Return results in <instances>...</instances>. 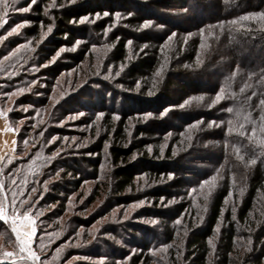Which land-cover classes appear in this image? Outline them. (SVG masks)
Masks as SVG:
<instances>
[{
  "label": "rangeland",
  "instance_id": "374dc122",
  "mask_svg": "<svg viewBox=\"0 0 264 264\" xmlns=\"http://www.w3.org/2000/svg\"><path fill=\"white\" fill-rule=\"evenodd\" d=\"M256 13H264V0L0 4L5 21L0 25V171L17 165L12 168L15 173L26 168L22 183L34 180L18 202L17 195L9 200L4 188L0 192L9 217L0 220V264H33L18 259L27 253L19 251L12 231L11 216L22 217L25 210L32 223L21 219L16 226L21 231L35 228L30 246L39 264H189L188 236L202 229L213 191L224 181L230 185L224 209L230 208L231 215L245 191L249 167L244 154L223 148L224 91L216 87L221 75L230 80L227 89L247 86L246 74L233 56L252 57L253 63L244 59L243 64L264 72V36H259L264 34V19H240ZM17 25L21 26L13 31ZM237 37L240 41L235 43ZM120 42L122 56L115 58ZM234 43L240 48H233ZM145 61L148 66L141 69ZM139 66L136 73L143 74L138 77L131 71ZM247 88L249 123L259 126L251 99L255 89ZM218 94L223 98L217 101ZM121 122L125 125L116 132ZM257 134L258 139L264 137ZM114 149L123 156L116 163ZM82 157L96 160V174L80 163ZM233 158L239 167L229 162ZM67 159H75L88 172L61 201L51 202L47 190L61 178L60 169L44 180V170L32 174L40 167H61ZM34 164L36 170L30 168ZM119 167L136 178L132 187L115 193ZM141 167H158L159 174H147ZM46 171L45 175L53 172ZM204 175L210 176L203 182ZM9 183L15 186V179ZM27 187L14 192L23 193ZM59 206L62 212L54 218ZM255 223L241 224L244 234L235 237L228 264H264V258L259 263L253 256L263 247L252 236L257 233ZM227 226L222 219L207 239L206 264H219V244ZM166 228L169 233L164 234ZM3 252L16 255L4 257Z\"/></svg>",
  "mask_w": 264,
  "mask_h": 264
},
{
  "label": "trees",
  "instance_id": "16d2710c",
  "mask_svg": "<svg viewBox=\"0 0 264 264\" xmlns=\"http://www.w3.org/2000/svg\"><path fill=\"white\" fill-rule=\"evenodd\" d=\"M251 8H248V9H251ZM262 9H263L262 7L252 8V10L263 11ZM66 17L70 18V15L67 14ZM35 31L36 29L34 27L30 30V32H33V33ZM259 36L260 38H263L264 34H259ZM238 41H240L239 37H237V39L235 40V43H237ZM235 46L238 47L239 45L235 44L233 48ZM123 49H124L123 44L120 42L115 51L116 52L115 58H120L122 56ZM233 59L235 60V63L241 68V70L244 71V73L246 74L245 77L247 79V86H242L243 89L241 90L236 89L233 91L232 88L227 89V87H231L230 80H228V78L226 79L225 76L223 77V75H221L220 83L216 87V89L221 88L224 91V94H223L224 98L222 99V101L224 100V102L222 104V109H221L223 110V114H222V117L220 118V121L222 122L223 131L220 135V138L222 139V142H224L223 148L227 146L229 149L238 151L239 153H242L245 155L243 156V160L244 162H245V159L247 160V166L249 167L248 172L243 169L246 172L245 173L246 175L245 191H243L242 195H240V197L238 198V201H236V205L238 204L237 210H236V213L234 214L232 213V215L229 212L230 208H227V210L224 209V207H226V199L229 196V191H230L229 186L230 185L224 181L222 186L217 187L216 190L213 191V194L207 203L206 212L203 218L204 225L202 229L201 230L195 229L188 236L189 240H188L187 246L188 248H192V250L190 251V254H191L190 257L192 258L190 259L189 264H206V258L209 252L207 239L213 234L215 226L222 219L224 222L225 221L228 222V226L222 232L221 241L219 244V261H218L219 264L229 263L230 256L235 248L234 239L237 236V234L240 233V227L242 226L241 224H244L245 226L246 225L249 226L250 225L249 223L256 224L255 222H258L256 225L257 233L255 232L252 233V236L256 238V243H259L260 247L261 246L263 247L262 249H258L260 251V254L255 255L254 253H251V255L254 254L253 256H256L255 261L259 263L261 261V258H264V244H263L264 239H263L262 244L260 242L262 238L261 236H264V199H262L264 197H262L260 193V192H264V147L261 146L260 139L264 140V137L258 139V134H257L255 137L257 139L249 140L248 137L250 135L248 136V131L250 132L249 129L252 130L254 123H249L251 122L250 121L251 115L248 114L250 110L248 109V107H246V104L248 103V101L244 98L247 96L244 94L245 93L244 91H247L248 89L247 87L254 86L255 90L253 91V94L254 93L255 94L253 97H251V99H254V101H252L254 103V107H253L254 111H256L257 117H260L261 114L264 113V106L260 105V101L264 100V77H263L264 72L261 70V68H258V69L250 68L249 69L247 68L246 65L243 64L244 61L242 62V60L244 59L247 60L249 65L253 63V61H251L252 57L250 56L247 58L244 57L242 60H239L237 56L235 58L233 56ZM140 66H141V69L143 68L145 69L148 66V62L146 61L142 62ZM140 66L138 67V69L132 70L131 71L132 74L134 73L136 75L140 74L138 75V77L141 76V74H143L141 73L142 71L141 72L139 71L136 73V70H141ZM229 109H231V111H229ZM124 121L125 123L127 122L126 120ZM122 123L123 125H125L124 122H121V126L119 125L118 129H116L117 130L116 132L122 131L121 129ZM241 125H243V128H241ZM256 126L258 127V124ZM240 131H244L245 135L241 136L239 134ZM18 144H19V137L17 138V148H18ZM224 154L225 152L223 153V155ZM112 155H113L112 160L115 163L118 162L123 157L121 151L116 150V149H114ZM81 160L83 161V162L80 161L82 165L86 163V165L91 166L90 169H92L94 174H96V169L98 168V164L96 163V160L90 161L86 157H82ZM251 160H255V163H249V161ZM72 161L73 163H70ZM229 162L234 163L235 167H239L238 166L239 161L237 159L235 160L233 158V160H229ZM74 163H77L75 159L73 160L67 159V160L60 162L61 167H40L37 172H33L32 175L36 176L37 174H39L41 171L44 170L43 173H40L41 179L44 180V177L45 178L46 176L52 177L55 174L56 169L57 170L60 169L59 174L61 178L59 180L55 179V182L54 183L52 182V184L49 185L48 190H47L49 192L48 195L50 198L49 200L51 202H53L54 200L61 201V196L66 195L69 187L71 185L77 186V184H79V178H81L82 175L84 176V174L88 172V169L86 168L84 169L83 167L80 166L79 163H77L79 167H76V164ZM20 164H23V163L21 162ZM16 166L8 165L6 167H2L4 168V170H1L0 172L3 171L4 173H0V176H1L0 182L3 185L5 193L7 197L9 198V200H12L13 198L12 195L15 194L17 195L16 200L18 202L19 198L23 199V197H25L26 192L28 191L27 189L33 185L32 182L34 180H30V181L27 180L29 181L27 182V184L22 183V181H24L22 179L25 178L26 168H20L19 170L16 169V173H15V171H13L12 168ZM30 168L31 169L33 168L34 170H36L37 167L34 164V167H30ZM46 170H48V172H51V170H53V172L48 173L49 175H45L46 174L45 172H47ZM141 170L146 172L147 174H152V172L159 174L160 168L141 167ZM67 173H71V177H68ZM115 174H116V180L114 183L115 193L116 192L120 193L121 191L127 189L128 187L133 186L135 182L134 179L136 178V176L134 175L135 173L126 171L125 169H122L119 167L115 169ZM209 176L210 175H207V176L204 175V177H202L201 180L204 182ZM13 179H15V186L9 183L10 180L12 181ZM39 181L36 184L37 187L41 185V182ZM19 183H20V187H22L23 189L24 187L28 186L27 188H25L23 193H18V192L15 193L20 188V187L17 188V185ZM14 190L16 191L14 192ZM92 200H93L92 198H90V200L88 199L87 204ZM59 205L61 206V203ZM60 206L59 208L54 209L53 213L56 214L54 218H58V216H60V215H57V214H61L62 212ZM252 214L254 216L253 221L250 219ZM237 225L239 226V231L237 230L238 229V227H236ZM192 230H190V232ZM167 233H169V229L166 228V231L164 234H167ZM240 234L242 236L244 233H240ZM39 236H40V232L39 230H37L35 241L39 239ZM146 248L149 249L148 246ZM142 259L146 261L147 258L144 257Z\"/></svg>",
  "mask_w": 264,
  "mask_h": 264
},
{
  "label": "snow or ice",
  "instance_id": "6c2138e0",
  "mask_svg": "<svg viewBox=\"0 0 264 264\" xmlns=\"http://www.w3.org/2000/svg\"><path fill=\"white\" fill-rule=\"evenodd\" d=\"M33 2H34V0H33ZM3 3H6V0H0V4H3ZM13 3H15V0H13ZM27 10H28L27 8H21L20 9V11H22V12L27 11ZM5 11H7L6 8H5ZM252 17H259L261 19H264V13L251 14V16L241 17L240 19L241 20H247V19H251ZM86 19H87V17L82 18V20H86ZM3 23H5V21L2 17H0V25H2ZM232 23L236 24L237 21H233ZM20 26L21 25H17V28H14L13 31H16ZM49 31H51V28H49ZM20 91H24V90L21 89ZM222 98H223V96L218 94L216 100L218 101ZM260 105L264 106V100L260 101ZM229 111H231V109H229ZM260 121H261V123L259 124L258 127L255 125V123L253 124L252 134L248 137L249 140L255 139L257 131H259L260 134L262 136H264V113L261 114ZM241 128H243V125H241ZM239 134L241 136L245 135L244 131H240ZM261 146L264 147V140L261 141ZM249 163H255V160H251V161H249ZM205 183H207V181ZM2 191H3V185L0 184V192H2ZM13 195H15V194H13ZM21 203H23V201ZM13 205H15V201H13ZM8 218L9 217L6 213V205L4 204V202L0 201V220H6ZM21 219L23 221H27L29 224L32 223V218L30 217L27 210H25L22 213V217L15 215V213L11 216V221H12V225H13L12 231L16 235V244L19 247V251L21 253H27L26 257H18V259H30L31 261H33V264H39V257L35 254V252H33L31 250V246H30V242L32 240V237L35 234V228L33 227L30 231H21L20 228H18L16 226L17 221H20ZM21 226H23V225L21 224ZM15 255L16 254L13 252H3L4 257H13Z\"/></svg>",
  "mask_w": 264,
  "mask_h": 264
},
{
  "label": "crops",
  "instance_id": "0c3cea01",
  "mask_svg": "<svg viewBox=\"0 0 264 264\" xmlns=\"http://www.w3.org/2000/svg\"><path fill=\"white\" fill-rule=\"evenodd\" d=\"M3 157V155L0 153V159Z\"/></svg>",
  "mask_w": 264,
  "mask_h": 264
}]
</instances>
